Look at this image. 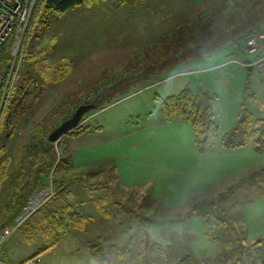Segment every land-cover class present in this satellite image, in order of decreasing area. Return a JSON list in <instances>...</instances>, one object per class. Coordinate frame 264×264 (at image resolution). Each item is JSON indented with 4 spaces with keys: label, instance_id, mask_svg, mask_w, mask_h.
Segmentation results:
<instances>
[{
    "label": "rangeland",
    "instance_id": "1",
    "mask_svg": "<svg viewBox=\"0 0 264 264\" xmlns=\"http://www.w3.org/2000/svg\"><path fill=\"white\" fill-rule=\"evenodd\" d=\"M229 1L127 0L121 5L104 0L69 10L44 24V19L36 21L22 68L27 51L33 53L30 61L36 62L40 77L34 92L39 85L64 77L57 87L47 89L46 104L35 115L36 119H45L55 113L51 130L69 120L80 106L93 104L114 83L128 78L142 81L110 106L88 113L81 126L83 133L72 132L74 135L53 143L57 156L66 157L72 165L55 172L52 181L51 177L46 179L40 188L66 177L92 173L85 177L84 186L72 184L76 196L92 193L93 199L100 197L98 191L102 189L96 194L85 191L87 183H97L113 193L102 199L108 204L82 199L81 215L75 217L67 233L52 229V233L43 235L37 222L26 224L0 248V258L16 264L39 253V264H88L83 259L89 250L87 242L95 243L92 229H101L108 239L99 240L102 248L96 249L111 264H227L230 247L222 230L213 227L218 237L215 241L213 231L205 232L200 218H186L198 201L219 197L220 214L232 220L248 247L244 264H261L264 245L261 250L250 246L264 238V174H260L264 154L256 155L250 147H244L225 153L216 148L210 154L198 155L191 126L182 124L188 133L170 128L174 126L164 121L156 100L175 96L185 88L193 93L206 91L223 134L239 120L243 105L256 118H264L262 74L256 68L249 71L232 62L242 61L246 55L233 54L230 47H225L208 57L162 64L175 57L172 51L168 58H161L168 51L164 39L180 47L182 42L173 36L180 25L206 16L213 6ZM235 3L232 12L240 21H254L262 13L253 27L263 32L264 0ZM40 52L43 54L39 58ZM37 126L30 133L35 149L50 135L48 129L37 132ZM253 172L258 177L251 188L247 182L256 174L245 178ZM234 188L238 191L233 195ZM68 203L76 216L78 201ZM126 241H130L129 256L117 259L116 249ZM48 246L53 248L47 250Z\"/></svg>",
    "mask_w": 264,
    "mask_h": 264
},
{
    "label": "trees",
    "instance_id": "2",
    "mask_svg": "<svg viewBox=\"0 0 264 264\" xmlns=\"http://www.w3.org/2000/svg\"><path fill=\"white\" fill-rule=\"evenodd\" d=\"M101 1L104 0H43L37 13L36 21L38 20L40 22L44 19V24V22L48 21L49 18L57 19L69 10L84 5L95 4ZM113 1H116L121 5L127 3V0ZM133 1L139 2L140 0ZM233 4H236L235 0L223 2L220 5L213 6L211 8V13L209 12L208 15H201L192 19L189 23L188 21H185L182 25H180V27L177 28V31L174 32L175 35L173 36H175L174 39H179L182 42L181 46L174 47L173 42H169L164 39L162 42L166 43L168 51H164V55L161 58H168L167 55L170 54L171 56L172 51H174L173 54H175V57L168 58V61L164 60L162 64H178L191 59L208 57L211 56L214 51H218L225 47H230L233 54L244 56V40L248 36L256 33L255 26L253 27V25L258 23V16L262 13L257 15L254 21H252L251 18L248 19V22L240 21V19L232 12L231 6ZM251 23L252 26L250 25ZM47 26L48 24L46 27ZM218 32H221L222 34H219L218 37L215 38L214 35H217ZM32 55L33 53H28L27 51L25 56V65L30 62ZM8 64V52L7 50H2L0 54V93L2 90L3 80L6 77ZM34 64H36V62H34ZM25 65L19 74L12 100L8 105L9 107L6 112L7 117H5L2 126L3 131H5L6 128L10 130L14 129L12 119L16 118L15 115L19 114V107L23 103L24 97L29 94L28 88L22 80V77L27 75L29 76ZM34 79L35 78H33L31 82L32 90L34 89V86H37L36 83L38 82ZM60 79H62V77H60ZM141 81L142 78L122 79L120 83H114L104 93L98 95L94 99L93 104L96 105L97 110L108 107L119 97L126 96L130 89L138 85L136 82ZM156 100L160 103L161 113L166 123L181 121L191 126L193 142L198 155L210 154L216 150V148H220L222 150H237L244 147H250L256 154H264V118H256L253 114H251V112L245 109L244 105L242 106V114L239 120L234 123L229 132L221 136L220 126L215 121V115L211 106L212 99L206 91L198 89L196 93H193L190 89L185 88L175 96L165 99L156 97ZM55 115V113L49 114L44 121L37 126L36 131L42 132L43 130L48 129L50 131H47V133H51L54 128L51 130L50 122H52ZM82 128L83 127H80L78 129L80 130L79 132H84L82 131ZM31 142L32 141H30L29 144V158L35 168V183L38 182V187H36L35 190H37L43 187V182L52 177L55 172L70 167L72 163L69 162L66 157L61 155L57 156L53 143L48 140L39 148L37 147V149H35L34 145H32L33 143ZM3 148L4 147L0 148V155L3 153ZM262 171H264V169ZM260 174H262V172ZM40 175L42 177L39 181L38 177ZM91 175L92 173H88V176L83 177H91ZM256 176L258 177V174L253 176L252 179L254 180V178H257ZM73 179L74 177L70 176L69 178L66 177L61 181H56L55 184H53L56 191L55 198L35 213L26 224L28 225L29 223L32 224L37 222L41 228V230L39 229V233L43 235L52 233V229L58 231L59 234L67 233L71 228V223H73L75 219V212L72 209V205L68 203V197H70L68 183H70ZM241 183L244 184V181ZM253 185L254 182L251 186ZM86 189L87 191H96L97 189H103V187L99 186V184L87 183ZM232 189L233 188L230 190ZM218 199L219 197L198 201L191 207L186 218L194 216L200 218L203 222L205 232L210 234L213 231L215 241H218V237L214 236L215 230H213V227L221 229L225 236L226 245L230 247V254L227 256V264H244L245 252L248 247L246 246V243H244V240L238 236L233 227L232 220L225 218L220 214L218 210ZM18 213L11 216V220H14ZM224 231H227L229 234H226ZM262 245H264V238L252 244L250 247L261 250L260 247ZM51 247L52 246H48L46 249ZM129 247L130 242H127L123 247L117 248V257L121 259L128 257L130 253ZM96 250L99 261L102 264H106L105 261H102L104 258L101 250ZM38 254L34 255L30 259L37 258ZM260 258L261 264H264V253L260 256Z\"/></svg>",
    "mask_w": 264,
    "mask_h": 264
},
{
    "label": "crops",
    "instance_id": "3",
    "mask_svg": "<svg viewBox=\"0 0 264 264\" xmlns=\"http://www.w3.org/2000/svg\"><path fill=\"white\" fill-rule=\"evenodd\" d=\"M42 54H43V52L38 53L39 58L42 56ZM244 57H245V54H244ZM25 66L27 67L26 71H27V73H29V76L27 75V76L22 77V80L24 81L25 86L28 88L29 94L24 97L23 103L19 107V109H20L19 114L15 115V117L18 120L16 118L12 119V124L14 125V129L10 130V129L6 128L5 131L2 130V133L0 135V148L4 147L3 153H2V155H0V217L2 218L1 221H3L1 223V225H3V226L0 225V229L4 226H11L12 225L13 220H11L10 217L13 216L15 213H18L20 211L22 206L25 204L28 195L32 191H34L36 189V187H38V182L37 183L34 182V174H35L34 170H35V168H34L33 163L31 162V160L29 158V144H30V139H31L30 133L33 132L35 126L42 123V120L44 119V117L42 119H40V118L36 119L35 115L38 113V111H41L43 108V105L46 104V100H47L46 91H47V89L51 88V87H57L58 84L60 83V81H62L64 78V77H62V79H60V77H58V80L56 79L51 84L39 85V90L34 92L32 90V86H31L32 85L31 84L32 79L35 78L34 80H37V78H40V77L37 76V72L35 70V64L33 62L31 63V61H30V62L26 63ZM26 67H25V69H26ZM248 70L251 71L252 68H249ZM35 104H38V106ZM167 124H173L172 126H174V127H170V128H173L175 130L178 129L179 131L188 133L187 127H184L185 125H182V124H187V123H184L181 121H176V122L167 123ZM18 125L20 127H18ZM73 132H74V134L83 133V132L76 133V130H74ZM71 133H69L67 135H70ZM191 133H192V131H191ZM222 135H224V134L221 133V136ZM192 140H193V134H192ZM193 144H194V142H193ZM245 148H247V147H245ZM219 150L224 151V153L235 151V150H222L220 148H219ZM256 155H259V154H256ZM200 156H202V155H200ZM73 166H77V164H75ZM77 167H79V166H77ZM255 173L253 172V173L249 174L248 177H246L245 179L252 178V176L255 175ZM262 174H264V171L262 172ZM41 177H42L41 175L38 177L39 181H40ZM252 181H253V179H251L247 182V183H249V186L251 188L253 187L250 185V183L252 184ZM76 182H79L80 185L84 186L86 179L83 176L75 175L74 179L72 181H70V185H68V188L70 191V197H68L69 198L68 200H72V201L76 200L79 203L78 214L76 213V216H75L76 219L81 215L80 207L83 205V202H81L82 199H86V197H89L88 199L90 202H93L94 200H96L98 202L99 200L102 201V199L107 200L109 198V196L113 195V193H110L108 190H106V188H108V186H107L105 189H102V190H104V192H102L101 189L96 190V191L101 190V191H98L101 194L100 197H96L95 199H93L92 193H90V194L88 193V196L86 195L87 193H83L85 195V197L81 198L80 196H76L77 194H75V191H74L75 187L73 185ZM239 182L241 183L242 181L240 180ZM106 183L110 184L108 182H106ZM95 184H97V183H95ZM39 185H40V182H39ZM240 189H241V186H239L238 190H240ZM238 190H236V188H234V190L232 191L231 194H233L234 192H236ZM85 191L86 192H95V191H87V189ZM96 193L97 192H95V194ZM233 195H229V196H233ZM209 198H210V196H209ZM103 204H108V203L103 202ZM75 209H76V207H75ZM84 229L85 228H82L81 230H84ZM92 233L94 234V239L96 240L95 241L96 244L92 240L87 242V248L89 250L83 259L88 260V264H102L99 261V258L97 256L96 245L98 248H102L101 244H99L97 242L99 240L100 241L107 240L108 237L106 236L104 231L101 229H92ZM127 242H130V241H126L124 243V245ZM112 247H114V245ZM52 248L53 247H51L47 250H50ZM33 256H30L26 259H23L22 261H19L16 264H20L22 262H25ZM37 258H35V261H36V264H39L40 261ZM116 258L121 259V258H118L117 255H116ZM126 259L127 258H123L121 260H126ZM0 260L5 262L6 264H14V263L6 261L2 258H0ZM102 261H105L106 264H111L110 261H108L105 258Z\"/></svg>",
    "mask_w": 264,
    "mask_h": 264
},
{
    "label": "built area",
    "instance_id": "4",
    "mask_svg": "<svg viewBox=\"0 0 264 264\" xmlns=\"http://www.w3.org/2000/svg\"><path fill=\"white\" fill-rule=\"evenodd\" d=\"M42 2L43 0H0V54L2 50H7L10 59L6 71L7 79L0 98V132ZM243 48L246 59L232 62L246 69L256 68L262 74L264 86V31L248 36L244 40ZM53 184L50 182L40 191L32 193L14 218L12 225L0 229V248L15 231L23 227L35 213L55 198L56 191ZM0 264L6 263L0 260ZM22 264H36V261L29 259Z\"/></svg>",
    "mask_w": 264,
    "mask_h": 264
},
{
    "label": "water",
    "instance_id": "5",
    "mask_svg": "<svg viewBox=\"0 0 264 264\" xmlns=\"http://www.w3.org/2000/svg\"><path fill=\"white\" fill-rule=\"evenodd\" d=\"M96 108L95 104L80 106L69 120L63 122L57 129L50 133L48 141L58 143L64 136L79 129L83 124L84 117L88 113L95 111Z\"/></svg>",
    "mask_w": 264,
    "mask_h": 264
}]
</instances>
